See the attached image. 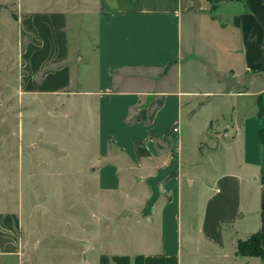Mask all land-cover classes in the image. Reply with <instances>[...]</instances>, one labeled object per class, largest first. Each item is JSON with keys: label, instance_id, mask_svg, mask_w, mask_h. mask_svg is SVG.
<instances>
[{"label": "crops", "instance_id": "obj_1", "mask_svg": "<svg viewBox=\"0 0 264 264\" xmlns=\"http://www.w3.org/2000/svg\"><path fill=\"white\" fill-rule=\"evenodd\" d=\"M24 12L38 42L24 48L27 85L44 68L40 92L93 101L96 183L130 237L98 264H251L237 242L260 233L264 248V1L49 0ZM245 96L262 119L250 130L236 115ZM229 97L236 106L223 115ZM157 98L151 120L128 121ZM217 120L233 135L216 149L207 140ZM18 220L0 213V264L19 259Z\"/></svg>", "mask_w": 264, "mask_h": 264}, {"label": "rangeland", "instance_id": "obj_2", "mask_svg": "<svg viewBox=\"0 0 264 264\" xmlns=\"http://www.w3.org/2000/svg\"><path fill=\"white\" fill-rule=\"evenodd\" d=\"M47 1L0 0V213L18 217L20 244L19 259L9 263L98 264L101 255L111 256L130 245V237L121 216H113L118 207L115 197L99 190L96 183L102 160L93 101L84 102L69 90L52 95L40 92L44 68L37 73L35 85H27L24 48L28 42H38L19 20L27 15L24 11ZM79 1L67 0V5ZM80 30L70 28L71 45H77ZM231 102L236 106L229 97L222 105L223 115ZM253 106L250 96L238 102L236 115L246 130L262 121ZM130 116H135L133 110ZM217 121L210 126L212 142L207 140L216 149L233 135L231 131L224 135L223 124ZM207 142H201L202 148ZM184 143L190 153L191 142ZM254 257L251 264H264V257Z\"/></svg>", "mask_w": 264, "mask_h": 264}, {"label": "trees", "instance_id": "obj_3", "mask_svg": "<svg viewBox=\"0 0 264 264\" xmlns=\"http://www.w3.org/2000/svg\"><path fill=\"white\" fill-rule=\"evenodd\" d=\"M263 45H264V37H263ZM161 104H162V99L157 98L153 102V106L150 109L139 111L135 116L129 118L128 121L131 122L133 120H141V121L147 122V121L151 120L156 109ZM259 114L263 115L262 108H260ZM258 136H259L261 143L264 144V126H262L260 128ZM134 145H135V150H136V153L138 156H143V155L147 154V150H146V148L142 142L136 141L134 143ZM262 237H263V234L255 233V234L251 235L246 240H243V241L239 240L237 242V252L242 254V255L264 257V248H261L259 245V240ZM252 240H253V243H252ZM247 242H249V243L247 244ZM247 245H249V246H247Z\"/></svg>", "mask_w": 264, "mask_h": 264}, {"label": "built area", "instance_id": "obj_4", "mask_svg": "<svg viewBox=\"0 0 264 264\" xmlns=\"http://www.w3.org/2000/svg\"><path fill=\"white\" fill-rule=\"evenodd\" d=\"M172 131H177V127H176V126L173 127V128H172Z\"/></svg>", "mask_w": 264, "mask_h": 264}]
</instances>
